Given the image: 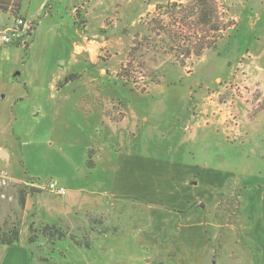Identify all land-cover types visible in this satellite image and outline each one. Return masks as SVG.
Returning <instances> with one entry per match:
<instances>
[{
    "label": "rangeland",
    "instance_id": "rangeland-1",
    "mask_svg": "<svg viewBox=\"0 0 264 264\" xmlns=\"http://www.w3.org/2000/svg\"><path fill=\"white\" fill-rule=\"evenodd\" d=\"M17 1L18 17L27 12L28 19L35 20L41 15L37 9L39 0ZM202 1L93 0L91 5H72L68 18L78 31L77 41H93L91 50L95 56L94 62L86 58L71 68L70 64L61 65L57 57L61 48L55 45V39L63 45L70 38L67 31L61 36L59 31L53 32L55 38L47 25L41 26L29 51L30 37L26 48L0 42V112L7 103L2 98L9 92L6 90L15 87L12 78L41 74L48 83L57 71L67 73L62 83L71 74L83 77L66 86L69 98L100 91V96L114 105L109 112L115 121L122 117L121 105H139L147 119V130L141 138L146 141L148 153L156 152L176 162L183 153L188 157L184 162L206 164L234 175L224 183L228 187L220 203H201L196 210L210 242L203 264H250L239 241L243 219L235 192L243 190V186L264 184V23L257 34L256 20L260 16L252 0H205L214 14L206 25L197 7ZM13 13L12 7L7 13H0V32L5 25L14 23L17 17ZM200 48L203 50L196 56ZM188 49L190 55L186 54ZM100 71L104 76L90 80V74ZM41 82L44 81H36ZM27 107L28 103L22 108ZM24 115L25 112L20 113L19 120L28 124L30 119ZM254 121L256 124L241 136L230 129ZM29 124L33 127V123ZM17 126L20 139L15 147L14 171L40 190L50 182L61 185L59 175L64 174L65 161L44 159V154H61L57 151L59 146H49L39 130L27 128L30 134L25 136ZM204 137L206 142L202 144ZM105 173L98 167L85 180L108 179ZM5 177L0 175V227L18 225L19 242L26 244L31 253L30 264L175 263L171 261L176 256L171 240L156 244L149 241L152 231L148 212L133 203H90L91 208L79 210L76 215L72 210L73 215L56 224L69 238L50 245L36 235L34 244H28V228L46 225L42 222L43 208L62 199L42 191L26 195L22 206L20 191L26 186ZM86 192L70 193L67 203L88 204ZM101 192L103 189H96L93 197L104 199ZM70 237L75 238L76 244ZM86 242L89 249L84 248ZM5 257L11 255L0 252V264H7ZM9 262L13 263L12 259Z\"/></svg>",
    "mask_w": 264,
    "mask_h": 264
},
{
    "label": "crops",
    "instance_id": "crops-1",
    "mask_svg": "<svg viewBox=\"0 0 264 264\" xmlns=\"http://www.w3.org/2000/svg\"><path fill=\"white\" fill-rule=\"evenodd\" d=\"M48 1L39 0V12H42ZM80 2L91 5L93 0H59L57 3L52 0L49 13L44 14L42 20L38 21L30 36L28 51L38 29L47 25L51 34L55 31H59L60 36L65 31L70 33V38L63 45L55 39L56 47L61 48L57 57L62 61L63 67L66 64H70L69 68L74 67L86 58L94 62L95 53L91 50L94 42L86 38L77 41L78 31L73 29L68 18L70 7ZM252 2L260 16L256 20L259 34L260 26L264 23V0ZM20 16L27 21L34 20L28 19L27 12ZM12 25H5L3 31ZM54 37L57 38L55 35ZM259 42L260 36L257 44ZM73 75L71 74L67 83L61 82L67 76L66 72L61 71L52 74L48 83L45 82V75L41 74H25L20 79L12 78L11 83L15 87L6 90L9 92L2 98L7 99V103L0 112V175L7 176L5 179L10 182L26 186L27 195L37 193H30V185L34 188L37 186L23 181L14 171V165L17 160L15 147L20 139L16 124L19 125L17 128L20 133L25 136L30 134V130L26 131L27 128L39 130L46 137V143L51 147L54 144L59 146L57 151L61 153L44 154L45 161L63 160L66 168L62 165L64 174L59 175V179L67 193L64 197H57L62 199L61 202L48 203L47 208H43L44 221H41L44 224H58L60 220L76 215L79 210L91 208L90 203H133L148 212L152 231L149 241L156 244L166 239L171 240L176 252V256L171 259L174 264H203L210 252V242L202 231V220L196 215V210L201 203H220L223 192L219 189L234 175L206 167V164L184 162L187 156L183 153L178 155L180 160L177 162L166 160L156 152L148 153L146 141L141 138L142 132L147 130L145 110H141L139 105L134 107L123 104L122 117L115 121L109 112L114 105L110 100L102 98L100 91L96 94H78L75 98L68 97L66 86L83 78ZM99 75L104 76L102 71L90 74L94 77L90 80L97 79ZM37 80L44 82L36 83ZM27 103L28 107L22 108ZM22 112H25L24 117L30 119L29 123H33V127L19 120ZM254 124L255 121L243 127L232 126L230 129H235L236 136H241ZM51 138L54 139L52 142ZM205 142L206 137L202 139V144ZM116 143L119 145L117 148ZM90 153L93 163L89 168L92 170L87 171ZM3 167H7V170L3 171ZM98 167L106 170L108 179L101 181L87 177L85 180V176ZM36 189L40 190L39 187ZM96 189H103L101 193L104 199L93 197ZM42 191H46V187L39 193ZM85 191L88 204L67 203L71 200L70 196L67 197L70 193ZM239 199V211L243 219L239 241L250 258V264H264V184L243 186ZM162 226H167L168 229L163 231ZM0 252L11 255L9 258L5 257L7 264H30L31 253L26 244L19 242L16 247L0 245ZM10 259L13 263L9 262Z\"/></svg>",
    "mask_w": 264,
    "mask_h": 264
},
{
    "label": "trees",
    "instance_id": "trees-1",
    "mask_svg": "<svg viewBox=\"0 0 264 264\" xmlns=\"http://www.w3.org/2000/svg\"><path fill=\"white\" fill-rule=\"evenodd\" d=\"M52 3V0H49L46 5L44 6L41 15H38L36 17L35 20H33L30 23V33L29 36H31V33L34 30V27L37 25L38 21L41 19V16L49 13V7ZM9 7L13 8V15L14 17L18 18L19 15V8H20V2L17 0H0V13H7ZM197 7L200 9V13L202 15V17H204L205 19V23L206 25H209L212 22V19L214 17V14L212 12L211 6L208 5L207 1H202L200 3H198ZM16 18V19H17ZM213 28V27H211ZM203 50V48L198 49V51L196 52V56H200L201 51ZM187 55H190L191 52L188 49L186 51ZM70 78L65 80V83H67L69 81ZM91 153L88 155V159H87V166L89 167L90 163H91ZM228 186L223 187L222 192L225 194L227 191ZM237 193L236 197L240 198V193L241 191H237L235 192ZM28 194V188L26 187V189L21 190L20 191V205H24L25 203V196ZM239 211V210H238ZM28 231L30 233V236L28 237V244H34L35 242V238L37 237L36 235L45 238L47 241H49L48 243L50 245H54L56 242L59 241H63L67 237L66 233L63 231V229L56 225H43L40 226L38 229H33L32 227L28 228ZM35 234V235H34ZM19 240H20V229L18 227L17 224L13 223V224H9L8 226L5 225L3 227H0V245L1 246H9V247H16L19 244ZM70 240L76 244V240L73 237H70ZM78 246L80 247V244H78ZM84 248L89 249L90 246L89 244L86 242L84 245Z\"/></svg>",
    "mask_w": 264,
    "mask_h": 264
},
{
    "label": "built area",
    "instance_id": "built-area-1",
    "mask_svg": "<svg viewBox=\"0 0 264 264\" xmlns=\"http://www.w3.org/2000/svg\"><path fill=\"white\" fill-rule=\"evenodd\" d=\"M30 22L22 17H18L14 20L11 27L7 28L5 31L0 32V42L4 46H17L20 48H26L29 33H30ZM46 191L57 197H64L66 195V189L57 184L56 182H50Z\"/></svg>",
    "mask_w": 264,
    "mask_h": 264
},
{
    "label": "water",
    "instance_id": "water-1",
    "mask_svg": "<svg viewBox=\"0 0 264 264\" xmlns=\"http://www.w3.org/2000/svg\"><path fill=\"white\" fill-rule=\"evenodd\" d=\"M35 192L39 193L40 190H38V189H36V188H34V187H31V188H30V193H35Z\"/></svg>",
    "mask_w": 264,
    "mask_h": 264
}]
</instances>
